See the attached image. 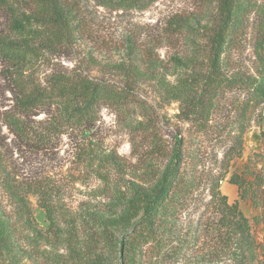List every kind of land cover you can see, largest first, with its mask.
<instances>
[{"label": "rangeland", "instance_id": "374dc122", "mask_svg": "<svg viewBox=\"0 0 264 264\" xmlns=\"http://www.w3.org/2000/svg\"><path fill=\"white\" fill-rule=\"evenodd\" d=\"M65 1L64 37L40 47L27 70L41 81L54 72H81L118 87L132 84L136 101L118 109L100 106L88 131L68 130L54 146L37 151L19 145L2 122L12 97L0 58L3 164L19 180L53 177L61 201L57 223L62 230L50 231L37 196L30 195L44 237L31 241L27 230L17 226L10 251L0 248V264H126L121 243L143 214L141 202L132 204V197L139 186L156 180L176 136L182 139L186 178L199 174L208 178L187 198V209L172 219L179 231L190 229L191 244L174 253L170 249L175 239L159 247L143 244L137 263L234 264L232 254L216 250L211 229H201L198 235L193 231L201 213L208 221L216 216L204 204L210 198L212 179L218 176L223 178L220 192L229 202H238L263 252L264 0H235L216 80L207 79L209 37L219 23L216 0H136L113 8L96 0ZM0 34L25 36L10 30L1 9ZM34 40L38 43V38ZM186 79L191 85L180 98L165 91V85ZM80 143L91 157L78 155ZM233 173L244 181V198L228 181ZM0 200V213L10 212L8 199ZM179 231L176 235H182Z\"/></svg>", "mask_w": 264, "mask_h": 264}, {"label": "trees", "instance_id": "16d2710c", "mask_svg": "<svg viewBox=\"0 0 264 264\" xmlns=\"http://www.w3.org/2000/svg\"><path fill=\"white\" fill-rule=\"evenodd\" d=\"M96 1L113 8L131 5L136 0H131L130 4H126L127 0ZM216 3L219 23L209 37V80L217 78L214 74L219 70L226 34L235 11V0H216ZM65 4V0H0V9L8 17L10 30L25 34L22 38L0 34V58L6 66L12 97V104L4 109L1 119L19 145L37 151L54 146L68 130L88 131L96 121V109L100 106L118 109L125 107L129 101H136L132 84L118 87L111 81L92 78L81 72H54L41 81L27 70V65L39 56L40 47L64 37L68 11ZM36 38L38 43L34 40ZM176 60L181 62L182 59ZM190 85L186 79L178 84L165 85V91L177 99L189 90ZM40 113H44V116L37 119ZM77 148L80 152L78 155L92 156L85 152L83 143ZM3 156L0 152V197L8 199L12 210L7 212L2 209L0 213V248L10 251L17 226L27 230L31 241L44 237L33 216L30 195L37 196V203L45 211L50 231L61 232L57 223L61 201L56 196L53 177L40 175L19 180L13 172L5 169ZM183 163L182 139L176 136L156 180L147 186H139L134 193L132 204L141 202L143 214L131 229L126 242L121 243L124 252H127L126 264H138L136 256L146 243L159 247L161 242L175 239L176 243L170 249L173 253L188 242L191 244L188 240L190 229L185 227L182 232L179 231L172 219L175 221L178 214L187 209L190 205L187 198H192L199 187L207 183L208 178L199 174L187 179ZM221 177L212 179L210 198L204 204L205 209L211 207L216 216L208 221L203 219L201 213L194 223L193 231L198 235L201 229H211L216 250L232 254L235 257L234 264H264V251H260L254 239L249 219L240 211L237 201L229 202L227 195L219 190ZM228 181L237 185L241 198H244L245 193L241 192L244 187L242 178L233 173ZM191 223L188 227H191ZM178 231L182 235H176Z\"/></svg>", "mask_w": 264, "mask_h": 264}, {"label": "crops", "instance_id": "0c3cea01", "mask_svg": "<svg viewBox=\"0 0 264 264\" xmlns=\"http://www.w3.org/2000/svg\"><path fill=\"white\" fill-rule=\"evenodd\" d=\"M229 187H230L229 191L232 192V193H234L235 190L233 188V185L232 186L230 185Z\"/></svg>", "mask_w": 264, "mask_h": 264}]
</instances>
